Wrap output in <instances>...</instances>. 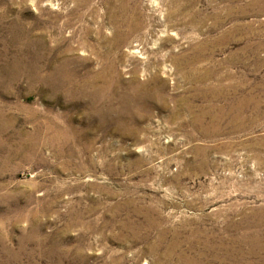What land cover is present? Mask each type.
I'll list each match as a JSON object with an SVG mask.
<instances>
[{
	"label": "rangeland",
	"instance_id": "1",
	"mask_svg": "<svg viewBox=\"0 0 264 264\" xmlns=\"http://www.w3.org/2000/svg\"><path fill=\"white\" fill-rule=\"evenodd\" d=\"M0 264H264V0H0Z\"/></svg>",
	"mask_w": 264,
	"mask_h": 264
}]
</instances>
